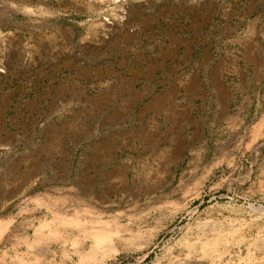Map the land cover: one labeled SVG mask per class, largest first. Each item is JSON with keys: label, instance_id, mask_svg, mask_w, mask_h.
Here are the masks:
<instances>
[{"label": "rangeland", "instance_id": "1", "mask_svg": "<svg viewBox=\"0 0 264 264\" xmlns=\"http://www.w3.org/2000/svg\"><path fill=\"white\" fill-rule=\"evenodd\" d=\"M0 264H264V0H0Z\"/></svg>", "mask_w": 264, "mask_h": 264}, {"label": "bare ground", "instance_id": "2", "mask_svg": "<svg viewBox=\"0 0 264 264\" xmlns=\"http://www.w3.org/2000/svg\"><path fill=\"white\" fill-rule=\"evenodd\" d=\"M33 181L31 180V181H29V183H32ZM78 215V214H77ZM61 216V215H60ZM77 218V217H76ZM63 218L62 217H58V220H60V221H58V222H64L63 220H62ZM81 222V220L80 219H76L75 220V218H74V224H79ZM43 226H45L46 227V225H48V223L47 222H44L43 224H42ZM56 229V228H55ZM58 231V230H57Z\"/></svg>", "mask_w": 264, "mask_h": 264}]
</instances>
